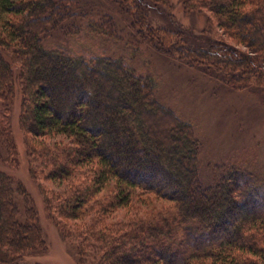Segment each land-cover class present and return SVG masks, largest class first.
Returning <instances> with one entry per match:
<instances>
[{
  "label": "trees",
  "instance_id": "16d2710c",
  "mask_svg": "<svg viewBox=\"0 0 264 264\" xmlns=\"http://www.w3.org/2000/svg\"><path fill=\"white\" fill-rule=\"evenodd\" d=\"M102 1L126 17L133 33L122 39L131 46L142 26L150 47L206 67L232 90L264 93V0H183L186 10L215 19L222 33L209 43L169 24L161 7L170 0ZM83 2L0 0V159H19L11 128L17 77L20 127L39 166L32 175L65 186L45 191V203L80 263L93 248L101 264H264V181L229 165L205 187L200 140L157 99L150 73H137L127 56L48 46L52 33L121 40L101 4ZM151 8L167 27L150 25ZM16 193L26 199L25 214ZM123 210L130 220L104 223ZM45 248L27 191L0 170V264H27L26 256Z\"/></svg>",
  "mask_w": 264,
  "mask_h": 264
},
{
  "label": "rangeland",
  "instance_id": "374dc122",
  "mask_svg": "<svg viewBox=\"0 0 264 264\" xmlns=\"http://www.w3.org/2000/svg\"><path fill=\"white\" fill-rule=\"evenodd\" d=\"M101 12L106 11L113 19L116 28H119L121 40L110 41L92 37L75 39L50 38L48 44L65 48L79 53L92 55L127 56L132 61L139 74L150 73L158 82L157 99L166 108L170 109L184 122L190 123L195 135L200 140L199 150V179L207 187L215 182L219 169L234 165L240 167L264 181V93H251V91L230 89L220 83L218 79L208 75V69L202 66L188 64V60L177 61L162 53L158 48L148 45L147 38L150 33L140 27L137 34L140 41L135 46L129 44L128 39L122 37L132 34L131 25L126 24V17L110 3L102 0H84L85 7L95 8L100 5ZM167 14L168 22L177 30L180 27L196 38L214 42L220 38L215 19L207 11L186 10L183 0H170V4L161 7ZM150 25L165 26L163 19L156 9L146 12ZM92 17L96 18L95 14ZM97 21V19H96ZM167 25V24H166ZM167 27V26H165ZM131 30V31H130ZM135 31V29L133 28ZM76 37V36H74ZM138 39V40H139ZM16 72L18 66L13 67ZM22 93L19 79L16 77L15 98L12 101L11 128L14 143L17 147L19 159L15 164L7 165L0 159V170L13 177L17 183L22 184L28 193L29 200L36 207L39 222L45 238L46 248L42 253L26 256L27 264H83L78 261L72 239H65L57 225L50 219V207L45 203L46 194L63 192L65 186L46 182L44 178L33 177V168L38 169L36 159L30 157L25 144V136L20 127L22 107ZM66 105V104H64ZM159 122V121H158ZM159 124V123H158ZM161 126V124L159 125ZM49 144H52L49 142ZM48 144V145H49ZM107 194V193H105ZM20 211L25 214L27 202L16 193ZM142 214L144 208H138ZM56 212V211H55ZM132 209L129 213H134ZM126 211L114 212L105 222L114 224L118 221L130 220L132 217ZM80 225V224H79ZM89 250L83 257L84 264H101L100 252Z\"/></svg>",
  "mask_w": 264,
  "mask_h": 264
}]
</instances>
